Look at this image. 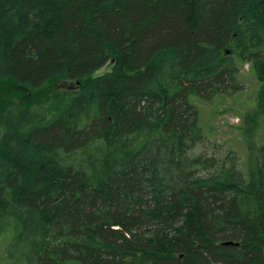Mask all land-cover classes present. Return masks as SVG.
<instances>
[{"label": "trees", "instance_id": "1", "mask_svg": "<svg viewBox=\"0 0 264 264\" xmlns=\"http://www.w3.org/2000/svg\"><path fill=\"white\" fill-rule=\"evenodd\" d=\"M240 62L261 81L244 168L193 152L194 98L241 91ZM56 78L75 86L0 97L9 261L264 264V0H0V83Z\"/></svg>", "mask_w": 264, "mask_h": 264}, {"label": "rangeland", "instance_id": "2", "mask_svg": "<svg viewBox=\"0 0 264 264\" xmlns=\"http://www.w3.org/2000/svg\"><path fill=\"white\" fill-rule=\"evenodd\" d=\"M111 69V64H106L94 75L101 74ZM239 78L244 83V88L238 93L227 96L219 95L211 101H203L194 98V102L201 111V124L205 131L203 142L193 150L194 153L203 155L221 156L228 151L237 153L241 158V168H244L246 161V143L243 140L242 128L244 116L252 111L257 103L261 81L257 71L249 62H240ZM75 86V81H68L63 78H56L46 87L39 90L31 89L24 93L23 88L10 80L0 83V97L3 99H14L22 103L24 95H28V102L31 104L42 103L49 92L60 89H67ZM5 239L0 235V264H14L5 257Z\"/></svg>", "mask_w": 264, "mask_h": 264}]
</instances>
